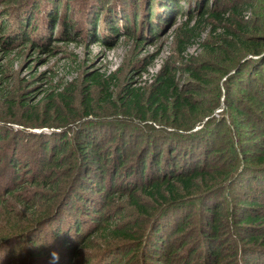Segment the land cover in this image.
<instances>
[{
    "label": "rangeland",
    "instance_id": "374dc122",
    "mask_svg": "<svg viewBox=\"0 0 264 264\" xmlns=\"http://www.w3.org/2000/svg\"><path fill=\"white\" fill-rule=\"evenodd\" d=\"M203 1L179 0L176 9L167 0H0V241H5L0 243V264H136L142 254L136 243L100 232H109L110 226L146 236L154 229L152 219L122 195L143 180L138 171L147 149L149 157L156 148L166 156L172 146L177 147V166L187 152L186 167L208 169L211 180L228 174L203 198L204 182L196 183L198 203L178 212L186 227V244L178 253L197 240L205 243L198 232L206 227L201 211L217 205L220 223L226 224L218 240L226 257L222 264H264V245L249 243L252 236L264 234V224L242 223L246 212L264 218V176L254 184L237 179L251 165L230 150L233 145L257 151L264 143V0H235L234 8L231 0H207L213 11L226 10L231 21L201 23L196 30L201 36L180 53L177 31L187 20L186 12H196ZM222 24L241 39L262 42L260 53H248L238 43L234 50L226 49L229 56L214 52L217 38L225 35ZM215 27L216 32L211 30ZM212 61L214 69L203 71L202 63ZM165 69L175 71V85L195 99L196 109L171 111L169 122L127 115L120 101L124 93L148 90ZM92 75L109 86L110 99L95 85L89 94L91 108H85L84 90ZM61 96L71 99V110L60 102ZM50 97L60 104L51 112ZM89 109L91 114L84 116ZM211 109V115L201 118ZM59 117L69 123L60 126ZM180 123L190 130L181 132ZM52 133H59L58 141ZM80 133L99 147L103 158L89 170L81 168L74 150ZM64 135L68 160L63 166H48L41 159L46 154L50 162V148L42 149L46 144L65 147ZM186 141L190 146L183 149ZM160 159L159 167L164 162ZM239 162L245 168L235 176ZM259 173L251 172L249 178ZM136 196L153 206L140 191ZM255 200L258 207L250 208L248 203ZM42 217V225L28 231ZM165 234L151 236L180 246L182 233L180 240ZM198 255H189L188 263L198 264Z\"/></svg>",
    "mask_w": 264,
    "mask_h": 264
},
{
    "label": "trees",
    "instance_id": "16d2710c",
    "mask_svg": "<svg viewBox=\"0 0 264 264\" xmlns=\"http://www.w3.org/2000/svg\"><path fill=\"white\" fill-rule=\"evenodd\" d=\"M168 3L170 1H173L174 4H172L176 9L179 8V0H167ZM209 1V0H208ZM208 1L204 0L202 6H198V9L196 12L194 11H187V20L182 24V27L178 29V35L179 38L177 40L178 42V49L180 53H184L187 51V46L190 44L192 39L195 36L200 37L201 34L197 33V28L200 26L201 23H207L208 20L213 19L215 22H218L219 25L221 23H225L226 21H231L230 15L226 16L228 14L226 10L224 11H213L212 8L208 7ZM223 1V0H222ZM234 3V8L236 6L235 0H231ZM165 7V5H163ZM231 12L235 14H240L238 9L234 10L232 9ZM28 22V21H27ZM238 26V23H233ZM217 25V26H219ZM224 30V38L218 37V42L216 45L214 52L219 51V53L224 56L228 53V50L231 49L234 50L238 43L242 48H246L248 53L251 54H259L260 49L262 48V42L255 43L253 39L249 38H243L241 39L235 32L231 31L229 28H227V25L222 24L221 25ZM216 28H212L211 30L216 32ZM8 42L9 39H6ZM211 47V46H209ZM206 46V48H209ZM230 54L228 53V56ZM212 62L208 63H202V70L203 71H210L213 68L211 65ZM264 64V63H263ZM259 70V69H258ZM257 70V72H258ZM256 72V71H255ZM192 76H195L200 81H203L201 76H196L193 71H190ZM264 78V74L262 75ZM175 78V71L173 69H165L159 73V76L155 80L154 84L150 86L148 90H127L123 97H121V104L122 109H125L127 111V115L129 113H134L135 117L139 118L140 120H147V115H151L153 118V122H160L165 121L169 122L170 118L167 116L168 113H171L173 111L176 113L184 112L186 110H195L196 109V103L195 99L188 98L185 94H183L181 89L177 87L174 83ZM108 79H112L110 76ZM90 83L88 84V89L84 90V101L85 102V108H91V101L89 100V94L91 87L98 85L102 92L104 93V99L108 101L110 99V96L107 94L106 91H108L109 86L105 85L104 82L100 81V76L98 75H92L90 77ZM94 84V85H92ZM232 85H236L239 87L238 82H233ZM192 94L195 93V90L193 89ZM252 100H255L253 97ZM110 101V100H109ZM60 102L63 103V106L67 108L68 110H71L73 107V103L68 96L60 97ZM59 103L56 102V99L54 97L48 98L47 101V111L51 112L52 110H57L59 107ZM264 104H262L263 106ZM213 109L211 111L200 114L201 118L208 117L211 115ZM240 114V112H238ZM91 114V110L89 109L84 113V116H88ZM63 124H59L62 127H65L69 122H66L64 117H59V119ZM200 121V120H198ZM192 123H188L187 125H191ZM196 122H194L191 127L193 128ZM186 124L180 123L178 125L179 130L182 131H188L191 127L187 128L185 127ZM67 133V132H66ZM59 134V133H58ZM58 134L52 133L50 137H55L56 141H58ZM264 136V132L262 134ZM260 137L261 139L263 138ZM67 139V136L64 135V138L61 139L62 142L65 143ZM230 140V137H228V142ZM190 141H186L185 143H182L183 149H187V146L189 145ZM66 144V143H65ZM83 144V145H81ZM149 144V143H148ZM53 145V144H52ZM51 144H46L43 151L46 150L47 147L50 148L49 152L52 155L50 158V162H46L45 158L46 154L42 156L41 161L45 162L48 166H54L59 167L63 166L66 160L67 154L65 152L66 149H68V144H66L65 147H60V145L52 146ZM74 150H77V157H80L79 163L81 165V168L84 170H89V166L93 164V161L97 165H99V162L102 161V157L99 154L97 145H95L93 142L89 139H87V136L84 133H80L78 138H75L74 140ZM96 146V147H95ZM97 148V149H96ZM177 147L173 146L171 148H167L165 151H167V155L165 156L162 154L161 151L162 148H156L154 149L153 153L151 154V157H149L151 151L147 149V151L144 152L142 157L140 158V166H139V177H143V180L140 184L136 185V187H132L130 190L128 189V192L123 193V197H127L129 200V203L134 206L137 212L139 214H142V216H146L147 218L152 219L151 226L154 227V229H148V233L146 236H139L136 232L129 229H114V227L108 226L109 232H100V233H107L111 238L118 239V240H124V241H131L133 243H136L138 245L137 250H141V256L138 258L136 264H189V258L188 256L192 255H198L200 256L201 260L198 264H222L226 257H224L223 253L221 252V247L218 245L219 240V234L223 232L226 228V224L222 225L221 222V215L219 209H217V205H213V208H208L206 211H201L203 215V219H205L206 227H199L198 232L199 235L205 239V243L202 241L195 242L197 245H193L191 249H187L184 254L178 253L180 250L182 251L181 247H183L186 244V240H184L185 235V225L180 219L182 216L180 213H178L181 209L186 208H192V204L198 203L197 200L195 201V194L198 191L196 187V183L204 182L202 184L203 188H206L204 192L200 195L201 198L206 196L207 194H210L214 188V183L220 182L221 180L224 182L228 174L221 177L219 179H213L211 180L210 171L205 168H189L186 167L187 164V152L184 153V156L182 157V163L177 166L176 159L173 157H178L177 152L175 151ZM257 151H253L251 148H241L240 147H234L233 145L230 147L231 154L235 158H244V163L249 162V171L239 175L242 170H244L245 167L239 162L237 164V170L235 172V176H238L239 178L244 179V182H247V179H249L248 183H256L257 180H262V176H264L263 171L264 170V143L260 147H257ZM42 151V152H43ZM75 152V151H74ZM44 153V152H43ZM163 156L164 162L160 166V158ZM119 157H121L119 155ZM180 157V156H179ZM147 158V159H146ZM13 162V161H11ZM147 162H149V165H147ZM41 164V162H40ZM147 165V166H146ZM253 165V166H252ZM87 167V168H86ZM18 168V167H17ZM80 168L78 167L76 169L75 175H77L80 171ZM260 172L256 176H252L249 178V175L251 172ZM91 173V171H90ZM146 174V175H145ZM88 175V174H86ZM234 176V177H235ZM74 176L73 178H75ZM81 179L84 177L81 176ZM207 179H210V181H206ZM68 185V184H67ZM67 187V186H66ZM65 187V190L67 189L69 191V187ZM196 189V190H195ZM64 190V191H65ZM137 191H140V193L148 198L153 203V206H148L140 201V198L136 196ZM103 192V191H101ZM58 198V197H57ZM188 200L190 202H188ZM53 203V202H52ZM191 203V204H190ZM53 204H58L55 200ZM248 204L250 205V208L252 207H258V200L252 201ZM243 204V208L248 209L249 205ZM187 206V207H185ZM195 206V205H194ZM247 207V208H246ZM261 209V208H259ZM195 210V207H193L192 211ZM247 213V214H246ZM242 216V223L248 224V223H254V224H264V218L260 217L258 214L252 215L251 213L246 212ZM46 216V215H44ZM42 217L38 221L34 222L32 228L28 231L35 230V227H38L42 225L40 222H42ZM177 221V222H175ZM201 226V224H200ZM234 224H231L230 227L232 228ZM223 227V228H222ZM203 229V230H202ZM228 229V226H227ZM264 231V228L261 229ZM28 231H26L28 233ZM106 231V230H103ZM160 231H165V237L172 239L178 237L176 240L179 239V235L182 233L180 239V246L179 243L175 245V243H167L165 241H159L160 238H153L152 232L154 236H157ZM25 233L22 232L21 235L23 237ZM222 234V233H221ZM260 234V233H259ZM58 235V234H57ZM79 233L76 234L78 236ZM88 235V234H87ZM82 239L85 236H78ZM147 239V240H146ZM179 239V240H180ZM145 240V241H143ZM255 243L259 245H264V234H260L257 237L252 236L249 239V243ZM0 243H5V241H0ZM176 247V248H175ZM179 247V248H177ZM237 245L235 243V252L238 255L239 249L236 248ZM203 249V251H201ZM136 250V249H135ZM201 251V252H200ZM190 253V254H189ZM236 255V257H237ZM74 256V255H73ZM173 256V257H172ZM177 258V259H176ZM187 258V259H186ZM233 258V257H232ZM232 258L230 259V262L233 261ZM191 264V263H190Z\"/></svg>",
    "mask_w": 264,
    "mask_h": 264
}]
</instances>
